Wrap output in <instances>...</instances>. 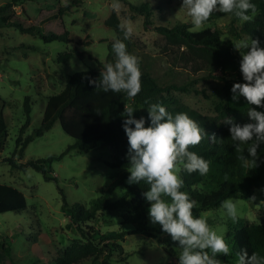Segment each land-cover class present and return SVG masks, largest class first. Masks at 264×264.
<instances>
[{"label":"rangeland","instance_id":"rangeland-1","mask_svg":"<svg viewBox=\"0 0 264 264\" xmlns=\"http://www.w3.org/2000/svg\"><path fill=\"white\" fill-rule=\"evenodd\" d=\"M7 1L0 0V5ZM129 1L140 4L147 0ZM149 1L154 5L162 2L163 5L162 8L156 9L146 23L142 14L132 9L124 0H119L121 8L118 13L121 21H131L134 30V43L130 45L128 52L137 56L139 62L153 75L167 83H182L202 74L196 69L197 65L192 59L185 54L186 46L173 48L157 29L160 25H170L178 19L190 21L186 11L180 10L183 0ZM20 2L5 13H11L13 19L26 22L29 19L23 11L26 9L30 20L42 30L48 32L66 27L73 37L71 41H46L39 34L24 33L14 26L0 30V109H3L8 126L4 145H0V182L21 188L28 201L27 207L21 211L0 212V241L9 248L7 250L0 244V264H12L14 261L21 264H48L75 240H78L80 245L87 241L64 210V201L67 200L71 205L82 202L88 207L91 206L93 199L101 195L122 173L127 172L130 175L128 167L108 163L116 158L117 152L112 145L104 141H99L97 146L88 151L81 152L72 148L51 165L47 163V168H52V179H47L41 170L33 166L17 168L4 159L13 154L16 139L26 121V96H30L32 103V118L24 136L41 125L48 96L61 91L71 73L99 67L98 59H115V54L109 51L108 44L117 34L113 28L105 25V20L112 10V0H82V5L73 4L74 9L65 14L63 22L58 18L43 21L57 12L60 5L64 4L63 0ZM73 2L74 0H68V3ZM228 23L229 19L222 17L208 20L205 26L218 25L222 28L223 35L229 37ZM85 39L92 42L79 45L80 49L86 51L84 57L75 54L69 61L57 60L59 54L74 48L79 40ZM203 83L200 82V86L204 85ZM180 96L190 107L213 113L212 104L204 96L187 93ZM74 141L75 138L62 129L58 120L50 130L31 140L22 156L16 157L20 162L59 155ZM126 190V185L118 186L112 192L111 198L119 199ZM230 198L238 202L240 216L264 221L263 189L255 188L249 199ZM193 214L197 217L204 214L208 224L218 234L223 237L226 235L228 218L222 214L220 206L204 210L194 209ZM122 215V210H110L99 214L96 219L89 221L88 225L99 228L101 233L120 229L121 226L126 230L133 229L136 226L134 222L122 224ZM148 220L150 222L149 216ZM119 242L124 251L131 253L129 259L119 261L120 264H178L181 249L165 233L157 237L129 233L126 240L120 239ZM119 254L115 252L110 260L118 261ZM104 257V254H98L76 264H105Z\"/></svg>","mask_w":264,"mask_h":264},{"label":"trees","instance_id":"trees-1","mask_svg":"<svg viewBox=\"0 0 264 264\" xmlns=\"http://www.w3.org/2000/svg\"><path fill=\"white\" fill-rule=\"evenodd\" d=\"M124 1L136 12L142 14L146 23L149 22L156 9L162 8L163 5L162 2L154 5L149 0L140 4L132 3L129 0ZM252 2L257 4V13L249 22H241L232 14L214 12L211 15L209 20L222 17L229 19V37L223 35L222 28L218 25L205 26L198 32H191L189 31L192 27L190 21L182 19L175 20L170 25L157 27L167 43L173 48L186 46L185 54L198 66L196 69L202 72L196 77H191L188 81L167 83L157 78L139 62L142 88L134 100H129L123 92L109 91L105 93L88 83L89 79L98 80L100 78L104 64L115 61L111 57L105 61L98 59L99 67L71 73L65 87L48 96L41 125L35 128L32 133L24 136L32 118V103L30 96H26V121L16 139V148L13 154L5 157L4 160L9 161L17 168L25 169L28 166H33L41 170L47 179H52V168H47V163L51 165L54 160L62 158L72 148L81 152L88 151L97 146L99 141H104L112 145L117 152L116 158L108 163L113 166L128 167V140L122 127L124 117L121 116L124 104L135 109L133 113L135 118L145 117V126L147 127L150 124V121L147 120V108L152 103H159L173 116L177 113H187L209 136L214 133L217 138L213 142L205 136L198 146L189 149L210 162V171L206 176L201 177L198 173L188 174L186 171L179 173L184 181L181 191L187 192L197 202L194 209L204 210L219 207L222 201L230 197L249 199L255 188L264 190V143L258 148V166L252 169L245 168L242 166V162L237 159L238 154L230 139V125L224 123L229 117L241 125L252 122L247 116L250 105H247L243 97H240L238 102H233L231 93L234 83H244L239 67L242 57L235 50L233 43L239 39L252 37L253 39L258 38L260 46L264 47V0H252ZM20 3V0H8L0 5V30L3 27L14 26L24 33L39 34L46 41L73 40L71 31L66 27L48 32L42 30L30 20L31 17L27 14L26 9H23L29 18L26 22L13 19L11 13H5L7 9H13ZM73 4L82 5V0H74L73 3H68V6L61 4L57 12L47 16L43 21L58 18L63 22L65 14L74 9ZM120 23L119 13L111 10L105 20V25L113 28L117 35L108 44L110 52H113L112 44L115 39L122 40L127 46V51L134 43L133 36L128 40L124 39L123 33L118 27ZM91 42L87 39L79 40L77 46L59 54L57 60L69 61L75 54L84 57L86 51L80 49L79 45ZM90 56L93 57L92 54ZM200 82H204V85L200 86ZM185 93L204 96L212 104L213 113L203 112L184 103L180 94ZM256 110L264 111V108ZM58 120L62 129L73 136L75 141L59 155L19 162L16 156H22L29 142L50 130ZM7 135L8 126L3 109H0L1 146L4 145ZM243 147L247 148L248 145ZM245 155L247 156V152ZM128 176L127 172L122 173L104 189L101 195L93 199L89 207L82 202H75L71 205L64 198V210L87 241L80 245L78 240H75L48 264H76L87 257L98 254H104L103 262L105 264H120L119 261L128 260L131 254L124 251L119 242L120 239L126 240L129 233H141L151 237H157L163 233L160 225L154 226L148 220L150 204L142 195L147 191L148 185L144 182L128 184ZM225 176L228 177L227 181L224 180ZM120 185H126L127 190L119 199L113 200L111 194ZM27 204V196L21 188L0 182V212L21 211L27 207ZM110 210H122V224L134 222L136 226L131 230H126L124 226H121L120 229L101 233L98 231L99 228L88 225V222L96 219L99 214ZM224 239L229 244L232 253L227 257H218L223 261V264H235V253L242 248H246L249 255L257 252L264 256V221L250 220L240 215L237 222L228 219V228ZM0 244L4 246L5 243L0 241ZM4 247L9 250L7 246ZM115 252L120 253L118 261L110 260ZM12 264L21 263L14 261Z\"/></svg>","mask_w":264,"mask_h":264},{"label":"clouds","instance_id":"clouds-1","mask_svg":"<svg viewBox=\"0 0 264 264\" xmlns=\"http://www.w3.org/2000/svg\"><path fill=\"white\" fill-rule=\"evenodd\" d=\"M63 3L68 6V0ZM110 7L119 12L121 4L119 0H112ZM180 10H185L190 18L189 31L198 32L214 12L232 14L241 22H249L257 13V4L252 0H183ZM118 27L125 40L131 39L134 34L131 21L122 20ZM233 46L242 57L239 67L244 83L233 84L232 101L238 102L240 97L245 99L250 105L247 116L252 122L241 125L229 117L224 123L230 125V139L237 159L243 167L252 169L258 166V148L264 143V111L256 110L264 108V47L260 46L258 38L252 37L236 40ZM112 51L114 63L104 64L100 78L89 79L88 83L105 93L123 92L129 100H134L142 88L139 58L130 54L120 39L114 40ZM134 111L132 106L124 104L121 113L128 140L127 171L130 175L127 183L148 185L142 195L150 204V222L159 224L162 232L181 249L178 264H223L218 257L230 256L232 250L223 235L208 224L204 214L194 216L197 202L181 191L184 181L179 175L181 171L198 173L201 177L209 173L210 162L189 149L198 146L205 136L215 142V134L209 136L187 113L173 116L159 103L147 108L150 121L147 127L146 118H135ZM220 207L229 220L238 221L237 201L225 199ZM235 264H264V256L257 252L249 255L247 249L242 248L235 253Z\"/></svg>","mask_w":264,"mask_h":264}]
</instances>
